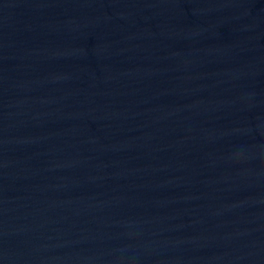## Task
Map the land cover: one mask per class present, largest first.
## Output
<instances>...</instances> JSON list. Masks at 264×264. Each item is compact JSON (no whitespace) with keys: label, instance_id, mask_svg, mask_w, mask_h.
Listing matches in <instances>:
<instances>
[{"label":"water","instance_id":"water-1","mask_svg":"<svg viewBox=\"0 0 264 264\" xmlns=\"http://www.w3.org/2000/svg\"><path fill=\"white\" fill-rule=\"evenodd\" d=\"M0 264H264V0H0Z\"/></svg>","mask_w":264,"mask_h":264}]
</instances>
